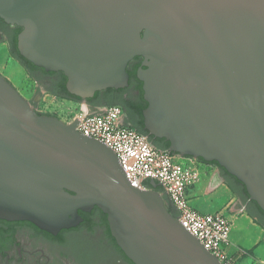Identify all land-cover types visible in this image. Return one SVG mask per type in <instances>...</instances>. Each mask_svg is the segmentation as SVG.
I'll use <instances>...</instances> for the list:
<instances>
[{
    "label": "water",
    "instance_id": "obj_1",
    "mask_svg": "<svg viewBox=\"0 0 264 264\" xmlns=\"http://www.w3.org/2000/svg\"><path fill=\"white\" fill-rule=\"evenodd\" d=\"M0 18L22 28L19 54L63 73L81 100L128 87L141 57L149 135L167 155L216 162L264 212V0H0ZM77 125L39 114L0 75L1 220L57 235L98 208L134 264H222L169 211L161 182L133 187ZM219 167L208 192L221 189Z\"/></svg>",
    "mask_w": 264,
    "mask_h": 264
},
{
    "label": "built area",
    "instance_id": "obj_2",
    "mask_svg": "<svg viewBox=\"0 0 264 264\" xmlns=\"http://www.w3.org/2000/svg\"><path fill=\"white\" fill-rule=\"evenodd\" d=\"M75 103L77 113L69 124L77 120L78 132L109 147L133 187L150 189L145 179L161 182L171 206L180 212V224L222 264H234V255L229 252L232 222L221 212H198L189 200V192L215 165L199 164V159L189 156L167 155V151L155 148L136 129L123 123L119 106L89 115L86 103Z\"/></svg>",
    "mask_w": 264,
    "mask_h": 264
},
{
    "label": "flooded vegetation",
    "instance_id": "obj_3",
    "mask_svg": "<svg viewBox=\"0 0 264 264\" xmlns=\"http://www.w3.org/2000/svg\"><path fill=\"white\" fill-rule=\"evenodd\" d=\"M21 32V27L9 25L0 18V44H5L15 59ZM142 62L141 57L131 62L129 70L136 71V77L129 79L128 87L114 89L116 94L111 96L102 93L92 98L91 103L82 102L91 111H99L122 101L123 104L117 106L123 111V123L136 125L139 118L127 113L126 109H134L133 105L142 103V100L147 103L144 100L143 83L137 77ZM29 75L39 83L40 90L44 89L50 94L59 89L63 91L62 85L67 82L61 72L40 70ZM87 214L91 216V227L82 226V222L76 228L63 230L57 235L45 232L28 221L0 219V264H134L112 237L104 213H97L94 208ZM173 214L176 216L175 212Z\"/></svg>",
    "mask_w": 264,
    "mask_h": 264
},
{
    "label": "crops",
    "instance_id": "obj_4",
    "mask_svg": "<svg viewBox=\"0 0 264 264\" xmlns=\"http://www.w3.org/2000/svg\"><path fill=\"white\" fill-rule=\"evenodd\" d=\"M213 176H221L216 166L205 176L204 186L192 189L189 196L199 192L200 212H221L232 222L229 252L234 255V264H264V228L247 213L246 207L232 193L224 178L220 190L208 192Z\"/></svg>",
    "mask_w": 264,
    "mask_h": 264
},
{
    "label": "rangeland",
    "instance_id": "obj_5",
    "mask_svg": "<svg viewBox=\"0 0 264 264\" xmlns=\"http://www.w3.org/2000/svg\"><path fill=\"white\" fill-rule=\"evenodd\" d=\"M0 75L8 80L16 90L32 104L36 112L42 115L53 116L63 121L65 124H69L75 117L77 113V104L74 100H64V98H58L44 89L40 90L39 83L31 78L28 71L19 61L13 59V56L10 54L5 44H0ZM35 100L37 101L35 102ZM94 112L95 111H93V113ZM204 178L205 177H202L201 182L193 189L203 187ZM198 198H200L199 192H193L192 195L189 196L191 207L200 212L198 210Z\"/></svg>",
    "mask_w": 264,
    "mask_h": 264
},
{
    "label": "trees",
    "instance_id": "obj_6",
    "mask_svg": "<svg viewBox=\"0 0 264 264\" xmlns=\"http://www.w3.org/2000/svg\"><path fill=\"white\" fill-rule=\"evenodd\" d=\"M16 54H15V57L16 59L20 62V64L28 71V73H30L31 75H34L37 71H45L44 69H41V68H38L36 67L35 65H33L32 63H30L29 61H27L26 59H24L20 54H19V51H18V48H16L15 50ZM131 63L129 64L128 66V74L131 78V80L133 78L136 77V71L134 72H131L129 70V67H130ZM62 88H63V91L61 89L59 90H55V91H52V94L57 96V97H60V98H66V99H71V100H75V101H78V102H86V103H91L93 102V99L94 98H97L99 97L102 93H106L107 95H115L116 94V91L114 89H109V90H106L105 92H98L95 94V97L93 99H89V100H81L80 98H77V97H74V96H71L67 90H66V84L65 82L63 83L62 85ZM123 104L122 101L119 103H116L112 106H117V105H121ZM134 109L132 110H128L126 109L127 113H131L133 116H136L139 118V121L136 125H132L131 127L136 129L139 133L147 136L150 140V142L155 145L156 147L164 150V151H168L169 152V147H170V144L164 140V139H158V138H155L153 136H150L148 131H146L145 127H144V118H143V111L144 109H146L147 107V103H145L143 100H142V103L138 102L136 103L135 105H133ZM92 111H95V110H92ZM40 114V113H39ZM203 161V160H202ZM217 167H219V165L216 163V162H213L211 163ZM220 168V167H219ZM222 174H223V177L225 179V182L226 184L228 185V187L230 188V190L232 191V193L234 195H236L243 203V205L246 207V211L247 213L251 216V217H254L258 220V224L260 226H262L264 228V212L262 211V209L253 201L250 200L249 198V195L247 193V190L245 188V186L239 181L237 180L235 177L231 176L230 174H228L223 168H220ZM150 181L149 182H146V185L147 186H150ZM158 191L160 193H163L162 189L159 187L158 188ZM166 202L168 203L169 205V211L170 212H175V210L173 209V207L171 206V204L169 203L168 199L166 198ZM95 212H101V210H99L98 208H95ZM105 215V214H104ZM80 216L82 217L83 219V224L82 226H90L91 227V216L87 213H83V212H80ZM105 222L107 221L106 220V215H105Z\"/></svg>",
    "mask_w": 264,
    "mask_h": 264
}]
</instances>
